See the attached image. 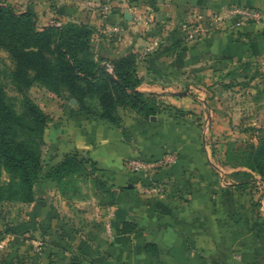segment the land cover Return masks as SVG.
Here are the masks:
<instances>
[{
    "label": "crops",
    "instance_id": "0c3cea01",
    "mask_svg": "<svg viewBox=\"0 0 264 264\" xmlns=\"http://www.w3.org/2000/svg\"><path fill=\"white\" fill-rule=\"evenodd\" d=\"M2 1L32 12L37 28L68 19L93 26L99 53L136 54L137 89L155 94L158 106L152 118L118 109L113 125L59 101L42 133L43 171L73 153L95 172L75 191L37 180L31 202L0 205V264H264V179L242 183L231 173L248 170L222 163L210 138L219 118L199 102L197 86L162 82L199 73L212 57L264 53V0ZM232 4L258 7L262 22L210 20ZM200 16L209 20L194 33ZM167 153L173 161L146 174L125 167L127 158ZM147 182L162 193L144 192Z\"/></svg>",
    "mask_w": 264,
    "mask_h": 264
},
{
    "label": "trees",
    "instance_id": "16d2710c",
    "mask_svg": "<svg viewBox=\"0 0 264 264\" xmlns=\"http://www.w3.org/2000/svg\"><path fill=\"white\" fill-rule=\"evenodd\" d=\"M203 19L199 23H205ZM94 32L93 26L70 19L37 28L32 12H17L0 0V49L12 62L9 77L18 88L36 82L53 93L64 92L67 101L74 99L77 111L113 125L120 120L118 109L145 118L154 115L156 95L137 89L141 77L135 70L136 54L92 51ZM49 120L25 95L16 111L0 85V205L31 202L37 180L52 181L61 191L70 187L75 191L76 181H85L95 172L92 162L73 153L43 171L40 148ZM222 163L247 169L231 173L242 183L254 180L252 174L264 179V136L256 134L255 141L240 145L228 141ZM89 180L107 198L113 197L97 178Z\"/></svg>",
    "mask_w": 264,
    "mask_h": 264
},
{
    "label": "rangeland",
    "instance_id": "374dc122",
    "mask_svg": "<svg viewBox=\"0 0 264 264\" xmlns=\"http://www.w3.org/2000/svg\"><path fill=\"white\" fill-rule=\"evenodd\" d=\"M233 5L260 12L256 6ZM243 22L249 23V21ZM260 22L262 19L256 23ZM90 46L94 51L91 42ZM12 67L6 51L0 49V85L6 100L16 111L20 110L22 95L27 96L48 117L59 101L69 105L64 92L53 93L39 83L35 82L28 88H18L9 77ZM195 72L186 77L182 75L172 79H162V82H166L169 89L187 90L197 86L196 89L203 94L199 102L205 101L209 107L215 108L219 118L218 130L213 132L208 128L205 134L210 131V138L215 144L213 148L218 152L217 154L222 156L223 148L228 141L240 145L255 141L256 134L264 136V53L242 60L212 57L210 60L199 62V73ZM249 127L253 128L248 129ZM244 128L245 130H242ZM255 129H259V132ZM40 150L42 151L43 147Z\"/></svg>",
    "mask_w": 264,
    "mask_h": 264
},
{
    "label": "built area",
    "instance_id": "2783aa9c",
    "mask_svg": "<svg viewBox=\"0 0 264 264\" xmlns=\"http://www.w3.org/2000/svg\"><path fill=\"white\" fill-rule=\"evenodd\" d=\"M102 10L106 11L108 9V5H102ZM236 19L238 21H251V22H258L262 19V15L260 12H258L255 9L244 7V6H236V5H230L225 8L220 13H213L210 16V20L221 22L225 19ZM201 19V18H200ZM204 21L209 20L203 19ZM116 31V29H113ZM194 33H198L204 30V28L201 26V23H199L198 27H194L193 29ZM173 161V157L171 154L167 153L164 156H161L157 159H151L146 160L139 157H130L125 160V167L128 170L129 173L135 174V173H142L146 174L153 169L160 167L162 165L169 164ZM143 191L149 194H160L162 193V187L159 184H155L152 182H147L143 188Z\"/></svg>",
    "mask_w": 264,
    "mask_h": 264
},
{
    "label": "water",
    "instance_id": "95a60500",
    "mask_svg": "<svg viewBox=\"0 0 264 264\" xmlns=\"http://www.w3.org/2000/svg\"><path fill=\"white\" fill-rule=\"evenodd\" d=\"M261 33L264 35V27H263ZM184 92H185V91H181V92L179 91V92H176V94H180V93H184ZM68 103L71 104V105H73V104L75 103V101H74L73 98H70V99L68 100ZM150 118H152V116H150Z\"/></svg>",
    "mask_w": 264,
    "mask_h": 264
}]
</instances>
